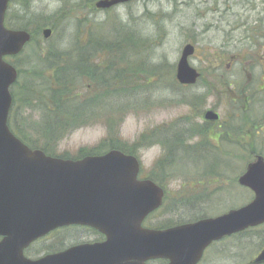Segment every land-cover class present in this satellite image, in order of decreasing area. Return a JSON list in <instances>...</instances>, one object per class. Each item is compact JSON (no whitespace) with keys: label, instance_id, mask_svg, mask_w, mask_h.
<instances>
[{"label":"rangeland","instance_id":"374dc122","mask_svg":"<svg viewBox=\"0 0 264 264\" xmlns=\"http://www.w3.org/2000/svg\"><path fill=\"white\" fill-rule=\"evenodd\" d=\"M96 1L12 0L5 14L9 27L18 28L23 23L39 20L47 25L42 28H51L49 37H42L41 28L38 40L32 43V47L26 45L21 54L8 58L22 68L32 65L37 43L40 44L38 49L44 51L51 46L65 52L75 45L87 49L91 45L92 36H105L108 42L113 41L119 33L117 28L126 24V27H122L133 31L138 29L145 39V42L139 41L138 48L140 52L143 51V55L138 59L124 61L128 64V70H119L116 74L115 68L111 69L108 73V76L113 77L111 82L116 83L119 88L121 81L129 79L126 74L133 72L136 67L144 69V66H150L160 70V76L153 78L148 72L134 76L133 89L129 88L132 85L128 82L129 84L123 85L122 91L118 90L124 96H111L101 104L99 102L96 105L97 112L95 115L89 114L86 124L49 145L53 151L74 157L82 148L90 149L103 140L112 139L125 147H132L141 162V171L148 172L150 168H155V162L163 156L164 150L158 143L140 146L142 143H138L141 142L139 137L143 132L170 124L180 116H187L195 124H201L204 121L202 113L207 109L218 113L219 121L211 125L216 131L221 130L222 127L241 120L242 99L245 102L251 100V92L239 91L236 85L242 84L244 88L264 85V0H132L108 9L96 8ZM33 26L36 27L34 24ZM187 42L195 47L193 54L189 56V62L200 72V78L190 87H180L171 77L175 74V64L181 48ZM131 50H136L134 44ZM112 57L121 60L119 55L112 54L108 49L96 47L90 56V63L104 66ZM76 58L77 55L73 52L67 59L74 62ZM142 61L143 64L140 63ZM77 91L81 94L99 92L96 84L88 77ZM192 96L202 97L192 105L180 99H190ZM253 106L255 114L264 113V93L263 100L255 102ZM38 121L37 110L25 108V104H20V101L15 103L12 126L36 147L44 145L42 135L38 136L34 132ZM247 128L242 127V137L232 135L233 139L232 136L225 139L243 144L248 140ZM198 139L194 137L190 142L195 143ZM213 140L217 141H210ZM226 144H217L222 154L217 153L219 157L216 166V170L226 176L199 175L200 171L196 170L210 163H202L200 159L196 161L191 155L176 159L177 172L187 175L167 176L165 183L170 194H175L180 189L190 192L185 190L196 180L195 183L198 184L191 191L207 187L211 201L192 203L191 206L178 204L180 207L167 213V219L176 223L195 216L198 211L205 217L216 216L251 199V191L236 182L245 163L225 155L224 152L229 148ZM238 146L241 145H237L236 150ZM107 147L102 149L107 151ZM235 149L231 148V154L240 155L241 152H235ZM215 187H219L220 191L209 190ZM234 241L237 248L233 245L232 264L240 261L236 260V253L241 252L243 258L250 260L258 252L259 238L254 234L239 235L233 238L232 242ZM243 258L242 261L246 260Z\"/></svg>","mask_w":264,"mask_h":264},{"label":"water","instance_id":"95a60500","mask_svg":"<svg viewBox=\"0 0 264 264\" xmlns=\"http://www.w3.org/2000/svg\"><path fill=\"white\" fill-rule=\"evenodd\" d=\"M10 0H0V264H126L129 257L166 256L168 264H194L213 240L264 223V157L249 161L237 183L252 191L246 204L226 212L182 223L163 230L144 229V216L161 203L162 190L152 181H137L139 162L133 155L111 149L101 155L63 159L30 148L8 126L12 105L11 85L16 68L7 60L21 52L31 38L26 29L4 24ZM129 0H97V8H109ZM50 28L42 35L49 37ZM191 43L183 45L175 78L183 85L200 76L190 65ZM206 121L219 118L213 109L202 114ZM82 224L103 231L102 245H77L61 252L29 259L22 248L49 230ZM124 243L116 245L114 241ZM114 255V261L103 259ZM264 263V247L250 264Z\"/></svg>","mask_w":264,"mask_h":264},{"label":"trees","instance_id":"16d2710c","mask_svg":"<svg viewBox=\"0 0 264 264\" xmlns=\"http://www.w3.org/2000/svg\"><path fill=\"white\" fill-rule=\"evenodd\" d=\"M8 21L7 19L5 20L6 25L9 23ZM33 24L36 25V27H34ZM43 26L47 25H43L39 20H32L31 23H23L18 28H23L31 32V39L27 45L32 47V43L38 40L37 35H39V30ZM120 26L121 28H117L119 33L113 41L108 42L105 36H97L96 38L92 36L91 45L88 46L91 50L88 54L85 52L83 46L75 45L71 50L66 52L51 46L44 51L38 49L40 44L37 43V51L35 52V50H33L35 52V59L30 67L22 68L17 62H12L18 70V79L10 89L13 97L11 112L14 110L15 103L20 101V104H25V108H34L39 113V124L35 126L34 132L35 134L37 133L38 136L42 135L44 139V145L40 147H36V145L27 141L17 129L15 130L11 120L8 121L11 131L29 147L40 148L44 151H53L49 145L65 134H68L71 130L86 124L89 120V114L95 115L97 112L96 105L99 104V102L101 104L104 99L106 100L111 96H124L122 93H118V90L122 91L123 85L129 84L128 82L132 85V87L129 88L133 89L134 76L138 74H147V72L151 74L152 78L156 75L160 76L159 68L144 66V69H138V67H136L133 72L130 71L129 74H126L129 79L121 81L119 83V88L116 86V83L111 82L113 77L108 76L111 69L114 70L115 68L114 72L116 74L119 70H128V67H126L128 64L124 61L138 59L143 55V51L140 52L138 50L139 41L145 42L141 32H138V29L133 31V29L129 30L123 28L127 26L126 24ZM95 43H97V46H95ZM132 44L136 47L134 52L131 50ZM96 47L97 49H108L112 54L119 55L121 60H116V57H112L107 65L99 66L98 64H91L90 56L93 55ZM73 52L76 53L77 58L74 62H69L70 59L67 58H69ZM133 53L134 56H132ZM140 63L143 64V61ZM170 75H173V73L170 72ZM86 77L96 84L99 92L96 94L78 93L77 89L83 85V80ZM171 80L177 83L176 79H174V75L171 77ZM177 85L180 87L182 86L178 83ZM236 88L239 91L242 90L244 92L248 90V92H251V100L245 102V100L243 101L242 99L240 110V113H242L240 116L241 120L239 119L236 124H228L222 127L221 130L216 131L212 128L211 122L203 121L201 124H195L191 118L180 116V118L178 117L170 124L157 126L147 132H143L139 137V141L141 142L138 143H142L140 146L158 143L164 150L163 156L157 159L155 166H166V168H168L167 176L169 177L173 176V174L184 176L187 174H180L177 172L175 161L178 158L191 155L196 161L200 159L203 161L202 163H210V165L205 164V167L196 170L198 172L200 171L199 175L226 176L220 174L216 170L217 158L219 157L217 153L220 152L222 154L217 144L222 142H226V145L229 147L224 154L228 157L240 159L242 164H246L257 154L264 156V113L255 114L253 106L255 102H261L263 100L264 85H251L250 88H244L242 84H237ZM201 97L202 96H192L190 99L185 97L180 99L181 101L184 99L186 103L192 105L196 104ZM230 121H232V119ZM240 121L244 124H241ZM242 127H248L246 135L248 140L243 144L240 141L232 140L231 142V139H225L232 135L235 137H242ZM252 135L255 136L252 137ZM194 137H198L199 139L195 143H191L190 141ZM212 139H217V141H210ZM105 143L108 144L105 145ZM237 145L241 146H238L236 150L235 147ZM105 146H108L107 149H119L125 153H135L132 147H125L124 144L112 139L108 141L103 140L97 146L90 149L82 148L78 152L99 153L104 151L102 148ZM231 148L235 149V152H241L240 155L237 153L231 154ZM202 149L206 151L202 152ZM195 182L197 181H192L191 183L193 184H190L189 187L192 188L196 186L198 183ZM190 188L185 191H191L192 189ZM173 202L174 201L169 196L165 203L167 213H171ZM184 205L190 206L188 202H185ZM200 215L202 216V213L198 211L195 216L190 218L199 217ZM180 221L181 220L177 222ZM171 223L173 222L169 220L168 224ZM263 229L264 225L249 228L243 231L242 235L249 233L258 236V249H260L264 246Z\"/></svg>","mask_w":264,"mask_h":264},{"label":"flooded vegetation","instance_id":"af4514ba","mask_svg":"<svg viewBox=\"0 0 264 264\" xmlns=\"http://www.w3.org/2000/svg\"><path fill=\"white\" fill-rule=\"evenodd\" d=\"M12 1V0H11ZM8 8L10 6V3ZM8 10V9H7ZM42 33V30H41ZM91 49L87 47L85 49L86 53L88 54ZM16 57V56H15ZM12 119V112L9 113V120ZM43 154L50 157H59L63 159H81L86 156L90 155H101L103 152L93 153V152H86L80 153L78 152L76 156L70 157L68 155H64L55 151H43ZM135 155V154H134ZM138 158V156L136 155ZM139 159V158H138ZM140 162V160H139ZM142 166L140 162L139 170L136 175L137 181H152L156 186H158L162 190V198L160 205L153 211L149 212L144 218L142 219L140 226L144 229H154V230H163L167 229L168 227L192 222L197 219L203 218L205 216H199L195 218H188L186 220H181L180 222L168 224L167 219V208H166V200L170 198L174 201L173 202V209H177L178 207L184 205L185 202H188L191 206L192 203H204L206 201H211L209 194H207V187L202 186V188H194L193 191L184 192V189H180L175 194H170L168 191V187L166 182L168 168L166 166L150 168L148 172H142ZM191 189V188H190ZM195 189L197 192H195ZM212 191H220L219 187H215L209 189ZM225 192V191H224ZM182 202V203H181ZM184 202V203H183ZM180 204V206H178ZM175 208V209H174ZM242 235V232L233 233L230 235L223 236L217 240L211 241L202 251L201 256L194 264H232V250L233 245L237 248V243L234 241L232 242L233 238ZM3 240V234H0V241ZM107 242V236L103 231H100L92 226L89 225H82V224H67L58 226L46 232L45 234L36 237L28 244H26L22 248V253L25 257L29 259H38L47 254H53L57 252L64 251L71 247L77 245H102ZM116 245H121L124 242L120 240L114 241ZM240 245L242 242L240 241ZM242 255L240 253H236V260H240L235 262L234 264H249L250 260L246 259L242 261ZM103 259L108 261H114V255H106ZM112 263V262H111ZM109 263V264H111ZM169 259L166 256H154L148 257L146 254L139 253L136 256L129 257L126 264H168ZM118 264V263H115Z\"/></svg>","mask_w":264,"mask_h":264}]
</instances>
